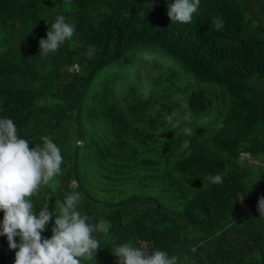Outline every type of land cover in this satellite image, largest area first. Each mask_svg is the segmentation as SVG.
<instances>
[{
  "label": "trees",
  "instance_id": "trees-1",
  "mask_svg": "<svg viewBox=\"0 0 264 264\" xmlns=\"http://www.w3.org/2000/svg\"><path fill=\"white\" fill-rule=\"evenodd\" d=\"M173 2L0 0V120L60 149L29 199L59 214L79 195L100 248L81 264H119L129 241L176 264H264V0H200L189 23L170 21ZM60 15L74 34L42 56ZM17 250L0 235V264Z\"/></svg>",
  "mask_w": 264,
  "mask_h": 264
},
{
  "label": "clouds",
  "instance_id": "clouds-1",
  "mask_svg": "<svg viewBox=\"0 0 264 264\" xmlns=\"http://www.w3.org/2000/svg\"><path fill=\"white\" fill-rule=\"evenodd\" d=\"M200 0H174L168 5L171 22L189 23L197 11ZM224 21L216 19L213 28L222 31ZM74 34V26L65 22V17H56L48 27L46 39L39 42V53L47 56ZM147 59L152 57L145 54ZM187 108V103L184 104ZM176 113L168 116L171 125ZM193 129L188 128L186 135L191 136ZM43 148H29V142L17 137V128L8 118L0 120V211L3 212L2 231L7 237L10 249L15 252L14 264H81L79 257L94 259L99 248L98 240L93 238L94 228L86 223L90 218L76 210L78 194L66 197L59 206V214L49 210L47 201L38 211H34L29 199L61 172L62 156L60 149L44 137ZM185 140L182 149H189ZM212 184L223 183L220 174L207 177ZM59 203V202H56ZM257 211L264 214V198L257 203ZM55 217L52 236L42 239L41 233L49 220ZM107 232L108 229L104 228ZM19 237V244L14 240ZM112 254L118 257L119 264H176L177 257H168L163 251L146 255L133 246V242L118 245Z\"/></svg>",
  "mask_w": 264,
  "mask_h": 264
}]
</instances>
